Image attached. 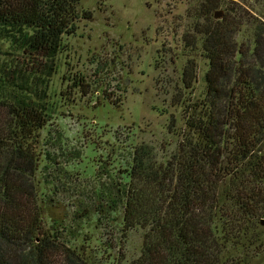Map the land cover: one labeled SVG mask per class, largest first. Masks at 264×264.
<instances>
[{
	"label": "trees",
	"instance_id": "1",
	"mask_svg": "<svg viewBox=\"0 0 264 264\" xmlns=\"http://www.w3.org/2000/svg\"><path fill=\"white\" fill-rule=\"evenodd\" d=\"M258 1L205 0L204 22L195 26L209 61L205 96L188 104L177 147L163 162L153 146L135 148L120 248L102 263L93 245L70 242L67 226L46 225L37 181L55 57L64 35L93 13L80 10V0H0L4 35L37 60L36 81L24 86L3 69L0 51V264H245L231 249L264 253V20L242 12ZM224 2L228 13L216 19ZM247 25L252 39L239 41ZM195 65L184 72L188 87ZM135 228L144 230V245L127 261Z\"/></svg>",
	"mask_w": 264,
	"mask_h": 264
},
{
	"label": "rangeland",
	"instance_id": "2",
	"mask_svg": "<svg viewBox=\"0 0 264 264\" xmlns=\"http://www.w3.org/2000/svg\"><path fill=\"white\" fill-rule=\"evenodd\" d=\"M204 2L80 0V10L93 16L80 20L76 33L64 35L55 57L47 87L49 122L37 146L44 220L48 227L67 226L71 243L93 245V257L102 263L120 248L125 175L135 148L149 144L163 162L177 147L188 104L205 96L209 61L195 32L204 22ZM228 7L224 2L212 15L224 16ZM244 7V15L264 20V0ZM252 33L247 25L237 39L250 40ZM0 51L14 82L36 81L37 60L1 27ZM193 61L197 77L188 87L183 77ZM259 234L264 242V216ZM143 245L144 230H130L127 261L137 258ZM231 251L245 264H264V253L253 247Z\"/></svg>",
	"mask_w": 264,
	"mask_h": 264
},
{
	"label": "water",
	"instance_id": "3",
	"mask_svg": "<svg viewBox=\"0 0 264 264\" xmlns=\"http://www.w3.org/2000/svg\"><path fill=\"white\" fill-rule=\"evenodd\" d=\"M214 17H215L216 19H219V18H221L222 16L219 15L218 13H215V14H214Z\"/></svg>",
	"mask_w": 264,
	"mask_h": 264
}]
</instances>
